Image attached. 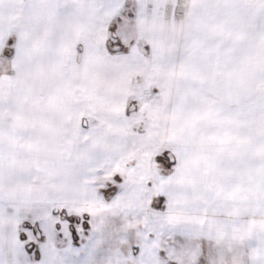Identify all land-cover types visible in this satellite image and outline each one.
Wrapping results in <instances>:
<instances>
[{
  "label": "snow or ice",
  "instance_id": "snow-or-ice-1",
  "mask_svg": "<svg viewBox=\"0 0 264 264\" xmlns=\"http://www.w3.org/2000/svg\"><path fill=\"white\" fill-rule=\"evenodd\" d=\"M0 264H264V0H0Z\"/></svg>",
  "mask_w": 264,
  "mask_h": 264
}]
</instances>
